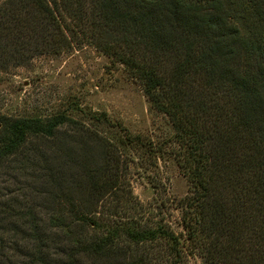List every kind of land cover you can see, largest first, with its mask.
Listing matches in <instances>:
<instances>
[{
  "label": "trees",
  "instance_id": "obj_1",
  "mask_svg": "<svg viewBox=\"0 0 264 264\" xmlns=\"http://www.w3.org/2000/svg\"><path fill=\"white\" fill-rule=\"evenodd\" d=\"M246 1L263 23L264 0ZM231 2L0 0V71L83 43L124 65L173 129L188 183L179 200L184 240L203 264H264V37L242 33L230 20ZM63 125L80 137L77 150L60 145L48 154L42 147L54 145L50 138ZM98 135L62 112L0 114V175L8 183L0 191V255L8 254L4 234L16 239L7 249L19 254L9 264H131L129 255L154 254L160 245L175 254L170 264H181L186 243L167 224L100 209L128 197L119 153ZM31 138L41 140L31 147L37 159L25 147ZM124 139L132 149L161 151L140 134ZM26 170L37 201L16 194Z\"/></svg>",
  "mask_w": 264,
  "mask_h": 264
},
{
  "label": "rangeland",
  "instance_id": "obj_2",
  "mask_svg": "<svg viewBox=\"0 0 264 264\" xmlns=\"http://www.w3.org/2000/svg\"><path fill=\"white\" fill-rule=\"evenodd\" d=\"M261 5L264 10V2ZM229 14L230 20L243 34L255 32L264 37V22L260 21L255 7L246 0L231 2ZM61 112L76 119L79 126L98 131V136L111 142L119 153L116 169L121 178L120 190L128 198L107 200L100 209L115 208L117 214H136L149 226L167 224L176 235H180L181 243L185 241L179 200L188 192V183L177 165L173 129L167 116L150 106L141 86L133 80L124 65L113 62L93 45L83 43L61 53L35 56L26 65L0 71V114L47 118ZM92 113H103L106 121L94 120ZM125 132L150 138L161 151L154 154L139 148L132 149L129 141L124 139ZM72 133L73 129L69 126H61L50 138L54 145L47 148L43 146L42 150L49 154L60 145L77 150L76 142L80 137ZM33 144L41 146V140L31 138L25 146L30 147V158L37 159L38 152L31 148ZM21 175L18 178L23 188L16 194L21 197L23 193V199L37 201L35 178L28 170ZM3 179L0 175L2 192L8 186ZM13 186H18L15 181ZM129 192L138 206H130ZM3 236L6 240L4 252L8 254L4 255L6 259L3 254L0 255V263L9 264L19 259V254H11L14 251L7 249L12 242L17 241L6 234ZM18 243L29 246V242L21 243L19 240ZM184 243L185 246H181V264H203L197 249L187 241ZM154 251V254H131L128 259L131 264H135V259L142 255L145 257L142 264L176 262L175 254H169L164 245Z\"/></svg>",
  "mask_w": 264,
  "mask_h": 264
}]
</instances>
